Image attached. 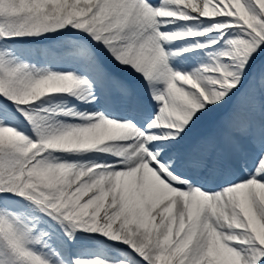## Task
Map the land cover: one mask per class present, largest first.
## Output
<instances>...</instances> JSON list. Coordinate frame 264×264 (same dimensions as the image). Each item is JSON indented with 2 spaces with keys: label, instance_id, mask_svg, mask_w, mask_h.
Segmentation results:
<instances>
[{
  "label": "snow or ice",
  "instance_id": "6c2138e0",
  "mask_svg": "<svg viewBox=\"0 0 264 264\" xmlns=\"http://www.w3.org/2000/svg\"><path fill=\"white\" fill-rule=\"evenodd\" d=\"M0 264H264V0H0Z\"/></svg>",
  "mask_w": 264,
  "mask_h": 264
}]
</instances>
